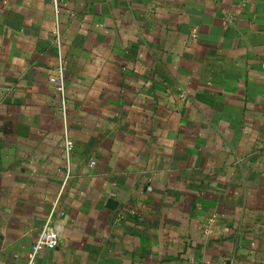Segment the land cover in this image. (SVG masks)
<instances>
[{"label":"crops","instance_id":"0c3cea01","mask_svg":"<svg viewBox=\"0 0 264 264\" xmlns=\"http://www.w3.org/2000/svg\"><path fill=\"white\" fill-rule=\"evenodd\" d=\"M51 214L34 264H264V0H0V262Z\"/></svg>","mask_w":264,"mask_h":264},{"label":"built area","instance_id":"2783aa9c","mask_svg":"<svg viewBox=\"0 0 264 264\" xmlns=\"http://www.w3.org/2000/svg\"><path fill=\"white\" fill-rule=\"evenodd\" d=\"M53 2L55 6V11L58 15L60 0H53ZM56 23H57L56 29L54 30V34H55L54 40H55L56 46L60 50L63 46V39H62L59 21L57 20ZM55 84H56V92L60 96L61 101H62V113L63 115H65L67 90H66V66L63 60H60L57 66ZM73 146H74L73 140L69 138L68 136H66L65 137V151L67 155L70 154V152L73 149ZM69 173H70V169H69ZM68 180H69V174L67 175L64 183L66 184ZM59 243H60L59 229L54 224L53 217L51 214L46 220L45 224L43 225L39 233V236L32 247L31 253L29 254L28 264H34L37 255L42 249L44 248L54 249L59 245ZM0 264L2 263L0 262ZM219 264H236V262L233 259L223 258Z\"/></svg>","mask_w":264,"mask_h":264},{"label":"water","instance_id":"95a60500","mask_svg":"<svg viewBox=\"0 0 264 264\" xmlns=\"http://www.w3.org/2000/svg\"><path fill=\"white\" fill-rule=\"evenodd\" d=\"M118 201L115 200L113 197H110L108 200H107V205L114 208L116 205H117Z\"/></svg>","mask_w":264,"mask_h":264}]
</instances>
